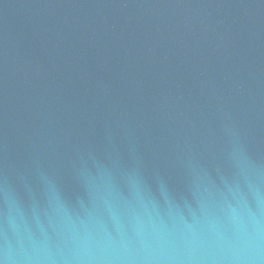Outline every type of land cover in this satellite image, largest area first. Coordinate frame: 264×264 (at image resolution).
<instances>
[{
	"label": "water",
	"instance_id": "obj_1",
	"mask_svg": "<svg viewBox=\"0 0 264 264\" xmlns=\"http://www.w3.org/2000/svg\"><path fill=\"white\" fill-rule=\"evenodd\" d=\"M0 264H264V0H0Z\"/></svg>",
	"mask_w": 264,
	"mask_h": 264
}]
</instances>
